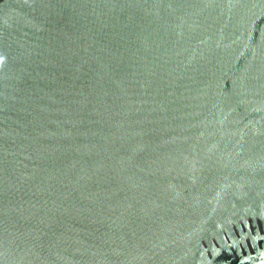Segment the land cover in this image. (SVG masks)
Segmentation results:
<instances>
[{
	"label": "water",
	"instance_id": "obj_1",
	"mask_svg": "<svg viewBox=\"0 0 264 264\" xmlns=\"http://www.w3.org/2000/svg\"><path fill=\"white\" fill-rule=\"evenodd\" d=\"M0 55V264H264V0H0Z\"/></svg>",
	"mask_w": 264,
	"mask_h": 264
},
{
	"label": "clouds",
	"instance_id": "obj_2",
	"mask_svg": "<svg viewBox=\"0 0 264 264\" xmlns=\"http://www.w3.org/2000/svg\"><path fill=\"white\" fill-rule=\"evenodd\" d=\"M6 64V57L3 55H0V69H2L4 67V65ZM213 211H215V208L213 209ZM222 226L220 224L217 225V228H221Z\"/></svg>",
	"mask_w": 264,
	"mask_h": 264
}]
</instances>
